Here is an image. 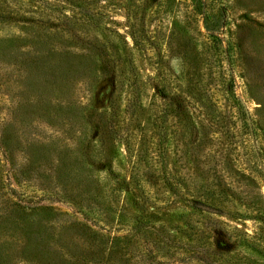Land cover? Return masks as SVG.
Returning <instances> with one entry per match:
<instances>
[{"label": "rangeland", "instance_id": "obj_1", "mask_svg": "<svg viewBox=\"0 0 264 264\" xmlns=\"http://www.w3.org/2000/svg\"><path fill=\"white\" fill-rule=\"evenodd\" d=\"M81 2L0 0V264H264V0Z\"/></svg>", "mask_w": 264, "mask_h": 264}, {"label": "trees", "instance_id": "obj_2", "mask_svg": "<svg viewBox=\"0 0 264 264\" xmlns=\"http://www.w3.org/2000/svg\"><path fill=\"white\" fill-rule=\"evenodd\" d=\"M65 3L69 4L70 6L74 7V8H78L82 6V2L81 0H63ZM61 9H63V7L61 6ZM52 12V11H51ZM50 13V12H49ZM83 12H81L80 14H82ZM77 16V15H76ZM81 17V16H79ZM83 21V20H82ZM82 29V30H81ZM67 35L71 32L70 34V37L75 39L76 43L78 45H68V43L64 42V44L62 42L58 43V51H55V50H51V51H48L46 48L42 50V52H39L41 50H39V43L40 42H34L33 46H32V50L33 52H35V56H33L36 60V56H37V53L39 55V53H43L44 54H47L48 57L50 58H53V59H56V63L53 62V64H55L57 66V68L61 69V68H64L66 69L67 68V64L68 63H73L75 65H79V61H78V58H90V54L89 52L87 53L86 49H89L91 48V46L89 45V38L88 36H86V29L85 28H74V31H70V28L69 30H63ZM56 36V35H55ZM83 39L87 40V41H83ZM46 42L42 43V47L44 48ZM80 44V45H79ZM35 45L38 46L36 49H35ZM86 51V52H85ZM39 57V56H38ZM46 60V59H44ZM49 60V59H48ZM50 61V60H49ZM38 62L34 61V67H31L30 64H24V68L26 70V72L29 70H33V71H40L41 67L43 64H37ZM60 66H64V67H60ZM77 71V70H76ZM199 200H193L190 202L191 205L193 204H198ZM25 204H28V202H24ZM47 206V205H46ZM85 214V213H84ZM96 220V218H93ZM82 220H89L88 218H85V217H82ZM95 220H91V221H95ZM85 224H87L86 222H84ZM69 224L71 225L72 222H69ZM164 238V237H163ZM160 241L162 242V240L160 239ZM159 242V241H157ZM164 242V241H163ZM165 243V242H164ZM53 252V251H52ZM179 255H181L180 257L176 258L175 260H172V262L170 264H203L202 262H204V259L202 258L201 256V252L200 250L198 251V253L194 254H183V253H179ZM144 256V255H143ZM143 256H138L136 261H134L135 264H144L145 262H148L149 264H167L170 260L166 261V262H159V261H156L154 258H156V256H154V258H152L151 256H149V258H147L145 261H144V258ZM81 256H78L76 257L75 260H81ZM85 258V257H83ZM117 264V263H116Z\"/></svg>", "mask_w": 264, "mask_h": 264}, {"label": "water", "instance_id": "obj_3", "mask_svg": "<svg viewBox=\"0 0 264 264\" xmlns=\"http://www.w3.org/2000/svg\"><path fill=\"white\" fill-rule=\"evenodd\" d=\"M245 111H246V114H247V118L249 120V114H248V110H247L246 107H245ZM250 132H251V137H252V141H253V144H254V149L256 150V144H255V141H254V135H253L252 127L251 126H250Z\"/></svg>", "mask_w": 264, "mask_h": 264}]
</instances>
